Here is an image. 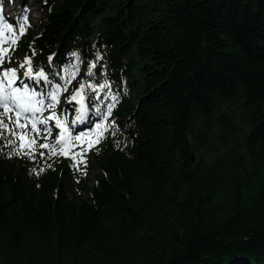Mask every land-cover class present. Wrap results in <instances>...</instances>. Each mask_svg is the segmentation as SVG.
Returning <instances> with one entry per match:
<instances>
[{"label": "trees", "instance_id": "1", "mask_svg": "<svg viewBox=\"0 0 264 264\" xmlns=\"http://www.w3.org/2000/svg\"><path fill=\"white\" fill-rule=\"evenodd\" d=\"M12 2L20 20L29 0ZM33 4L0 67L31 59L63 87L50 134L0 136V264H264V0Z\"/></svg>", "mask_w": 264, "mask_h": 264}, {"label": "snow or ice", "instance_id": "2", "mask_svg": "<svg viewBox=\"0 0 264 264\" xmlns=\"http://www.w3.org/2000/svg\"><path fill=\"white\" fill-rule=\"evenodd\" d=\"M23 24L17 28L12 24L8 23L2 15H0V65L4 63L7 49L3 48V44L5 42L9 44H15L16 41L14 39H10V37L15 36L19 33L23 32ZM10 60V57H8ZM31 59L27 60L26 65H21V67H26V76L34 81V86L30 87L28 84L24 83L23 79L20 80V86H14V81L17 78V70H4L2 74H0V108L3 109V112H0V129L3 131L0 132V136H4L7 133H11L14 137L13 141H10V146H14L15 149L19 150L24 148L25 145L23 143H15L16 140L23 141L25 138V133L19 131L20 129H24L27 127V122L29 120H33L31 126V132H39L40 129L37 128V124L47 125L48 121L53 119L56 116L55 111L52 112L50 116L47 118L39 117L37 114L43 113L47 109H55L56 105L59 103V92L63 87L61 84H53V81L49 79V75L45 73L43 69L37 70L35 73L31 68ZM94 67V65H93ZM92 75L91 72L88 73ZM41 80L44 82V86L47 87V90H44V87L40 86ZM91 87V86H89ZM101 87H108V85H101ZM40 88V90H37ZM85 85H79L75 94L71 97L72 101H76L77 97L81 95V92L84 90ZM112 101H116V97H111ZM80 107L78 109L79 116L77 117V122L83 123L87 120V107L83 101H78ZM113 104L107 105V115L111 116L112 110L114 107ZM99 111V109H97ZM9 112H13V116H8ZM5 117L8 120V123L5 122ZM102 119H106V117L102 116ZM67 122H62L59 118L56 119V127L63 129V134L68 133L69 130L64 125ZM112 128L115 129L114 121L112 122ZM95 132L93 135L97 136V143L99 139L103 137L104 133L109 130V125L104 123H97L95 126ZM45 133L50 134L51 129L45 127L43 129ZM114 134V133H113ZM81 136L77 135L75 137H71L68 135V139L64 142L68 143L69 140L79 141ZM35 144V139L32 138L31 135L28 137L27 148H32V145ZM42 148H49L50 151L55 154V150L57 147H62L60 140L54 142L53 146H50L45 143L41 144ZM27 154V152H25ZM44 154L41 153V156ZM42 170V169H41Z\"/></svg>", "mask_w": 264, "mask_h": 264}, {"label": "rangeland", "instance_id": "3", "mask_svg": "<svg viewBox=\"0 0 264 264\" xmlns=\"http://www.w3.org/2000/svg\"><path fill=\"white\" fill-rule=\"evenodd\" d=\"M1 9H2V11H1ZM16 12H17L16 3L12 2V0H0V15L5 17L6 19H8V21H10V23L13 25L16 24L18 26L20 21L27 22L28 18H31L32 22L35 25H39V21L43 17V14L35 8V6L33 4V0H29L28 10L21 12V19L20 20H18L16 18V16H15ZM23 61H24V59L22 57H19L16 60L14 68L8 69V70H11V69L17 70V78L14 81V84L17 82L18 78H20V80H21L22 78H24L26 76L25 71L23 70V67H21V65H24ZM3 71L4 70L0 69V74H2ZM14 86H20V82ZM30 121H32V123H34L33 120H30ZM37 128L43 132V129H44L43 125L37 124ZM88 138H89V133H87L85 136V139H87V141H88ZM87 141L86 140H79V142H81V146H80V150L78 152H77V149H75L74 147L66 146V152H67V154L71 155L73 157V159L75 160V168L78 172L84 173V170H83L84 166L87 165L86 159L88 158V153H89L88 152V146H86V144L89 143ZM96 175H97V171L93 170L91 172V175L88 177V181H89L90 186H93L96 183ZM73 180L75 181V185H78V179L74 178ZM84 196L86 197L85 193H84Z\"/></svg>", "mask_w": 264, "mask_h": 264}]
</instances>
